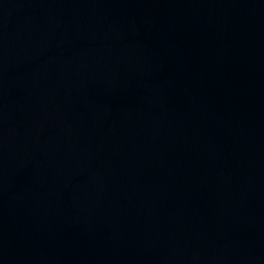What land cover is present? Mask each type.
Wrapping results in <instances>:
<instances>
[{
  "label": "water",
  "instance_id": "water-1",
  "mask_svg": "<svg viewBox=\"0 0 264 264\" xmlns=\"http://www.w3.org/2000/svg\"><path fill=\"white\" fill-rule=\"evenodd\" d=\"M0 264H264V0H0Z\"/></svg>",
  "mask_w": 264,
  "mask_h": 264
}]
</instances>
